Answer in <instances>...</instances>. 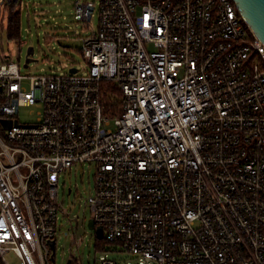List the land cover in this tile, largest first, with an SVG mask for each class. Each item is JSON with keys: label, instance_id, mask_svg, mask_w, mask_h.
Segmentation results:
<instances>
[{"label": "built area", "instance_id": "1", "mask_svg": "<svg viewBox=\"0 0 264 264\" xmlns=\"http://www.w3.org/2000/svg\"><path fill=\"white\" fill-rule=\"evenodd\" d=\"M23 1L0 0V29ZM96 11L85 71L0 61V264H55L59 176L84 162L95 241L137 264H264V44L233 0L74 1L86 27Z\"/></svg>", "mask_w": 264, "mask_h": 264}, {"label": "rangeland", "instance_id": "2", "mask_svg": "<svg viewBox=\"0 0 264 264\" xmlns=\"http://www.w3.org/2000/svg\"><path fill=\"white\" fill-rule=\"evenodd\" d=\"M74 1L24 0L20 4V33L16 39L7 36L8 19L5 15L2 21L5 30L0 29V61L7 56L8 59L17 62L23 75L50 71L61 73L68 71L72 66L81 72L85 71L87 62L81 51L82 40L80 38L91 31L92 27L95 29L98 27V15L96 11L92 22L86 27L84 22L74 18ZM29 46L34 47V53L31 56L35 60L24 67ZM149 46L152 48L151 45ZM24 84L29 85L28 79H25ZM38 111L37 106L21 107L20 120H33ZM69 187L72 191L67 195ZM93 192V166L89 163L72 165L60 174L58 193L60 198H65L64 206L69 215L67 217L60 215L63 226L57 235L55 264H66L71 255L69 252L71 235L68 230L71 226H75L76 216L79 222L76 225L75 234L83 235L77 249V255L82 264H101L99 260L101 255L115 259L117 264H128V261L137 264V256L126 250L113 249V243H108L106 249L99 248L98 244H103L104 240L95 241L90 234L88 227L90 210L82 202Z\"/></svg>", "mask_w": 264, "mask_h": 264}, {"label": "water", "instance_id": "3", "mask_svg": "<svg viewBox=\"0 0 264 264\" xmlns=\"http://www.w3.org/2000/svg\"><path fill=\"white\" fill-rule=\"evenodd\" d=\"M240 15L244 18L245 22L249 25L254 35L264 44V0H233ZM34 53V47L29 46L27 48V54L24 67L28 66V63L35 60L31 55ZM70 72H75L77 68L72 66L68 69ZM90 227L94 226V221L90 219L88 221ZM96 233L99 237H102V226L96 227ZM53 244V241H52ZM69 263V259L66 264Z\"/></svg>", "mask_w": 264, "mask_h": 264}, {"label": "trees", "instance_id": "4", "mask_svg": "<svg viewBox=\"0 0 264 264\" xmlns=\"http://www.w3.org/2000/svg\"><path fill=\"white\" fill-rule=\"evenodd\" d=\"M11 12L8 15V20H7V36L9 38H15V37H19V33H20V4L19 5H12L10 7ZM3 27V25H1ZM5 30V27H3ZM3 30V29H1ZM108 242L105 239V242H103V244H105V249L107 248ZM100 245V244H99Z\"/></svg>", "mask_w": 264, "mask_h": 264}]
</instances>
